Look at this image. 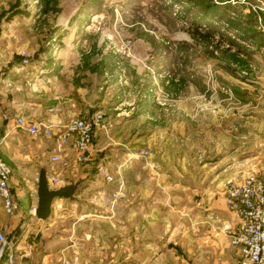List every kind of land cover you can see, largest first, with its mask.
Segmentation results:
<instances>
[{"label":"rangeland","instance_id":"obj_1","mask_svg":"<svg viewBox=\"0 0 264 264\" xmlns=\"http://www.w3.org/2000/svg\"><path fill=\"white\" fill-rule=\"evenodd\" d=\"M14 32L18 46L28 41L18 50L20 62L21 49L34 56L27 67L39 71L44 61L53 71L65 67L68 75L86 72L105 96L107 112L96 111L110 123L119 118L132 129L143 124L156 129L165 152L160 195L171 199L162 203L163 212H177L184 226L191 218L199 221L195 228L213 221L202 212L207 197L216 196L221 181L249 165L244 129L264 116V0H0V41L9 36L14 42ZM88 75L83 77L89 82ZM16 130L13 139L1 140V156L11 177L23 184L21 192L33 198L42 158L29 150L40 142ZM147 154L148 149H140L128 163H146ZM176 160L178 170H169ZM119 174L124 184L128 175ZM185 184L192 189H183ZM208 185L213 190L208 192ZM21 215L18 208L7 219ZM53 232L57 236L58 224ZM49 240L53 249L70 238ZM199 248L195 242V258H201ZM100 254L104 262L98 264L115 256L108 264H121L118 251ZM60 258L59 264L69 260Z\"/></svg>","mask_w":264,"mask_h":264},{"label":"crops","instance_id":"obj_2","mask_svg":"<svg viewBox=\"0 0 264 264\" xmlns=\"http://www.w3.org/2000/svg\"><path fill=\"white\" fill-rule=\"evenodd\" d=\"M14 34V42L9 36L7 40L0 41V69H4L13 84L0 86V139L14 138L17 133L15 116L19 114L27 121L44 120L55 126L97 109L107 112L105 96L92 85L91 75L86 72L80 71L85 75L78 79L79 71L73 75H68L65 67L53 71L44 61V68L38 65L39 71L27 67L19 72L17 53L20 48L28 46V41L18 46V33ZM86 75L89 82L84 78ZM111 123L107 130H97L86 162H75L70 148L67 165L63 168L49 160L53 153V139L34 138L40 143L29 150V154L36 152V156L42 158L38 170L44 168L47 173L59 170L63 178L59 187L75 184L76 188L72 198L54 201L49 217L42 220L34 215V211H29L30 207H36L37 191L33 198L26 196L20 190L23 184L10 177L11 189L18 199L22 215L9 221L0 203V230L13 231L14 263L59 264L60 257L66 256L77 259L79 264H98L104 262L100 253L118 251L121 264H238L239 254L230 246L225 231L226 226H234L237 222L224 197L227 179L217 185L216 196L208 195L207 207L202 211L210 213L213 221H208L205 227L195 228L194 224L199 221L191 218L184 226L177 212H163L162 203H171V199H163L160 195L161 156L165 152L156 129L149 130L144 124L132 129L128 121L119 118ZM245 131L250 140L251 161L229 177L240 178L250 170L264 173V116L251 120ZM140 149H148V154L143 157L147 162L135 164L132 160L128 163L133 155L140 156ZM179 165L176 160L169 170H178ZM98 166H105L115 180L106 182L98 173ZM189 166L187 162L185 168L188 170ZM119 173L121 177L128 175L126 182L123 177L125 194L122 196L116 195ZM181 187L192 189L188 184ZM207 190H213V186L208 185ZM191 198L194 200L192 195ZM203 199L195 201L201 204ZM173 201L177 203L178 199ZM197 216L203 222V217L196 213ZM54 224L59 225L57 236L55 232L51 233ZM55 237H68L70 241L51 249L52 241L49 239ZM195 242L201 246L198 249L201 258H195ZM52 245L55 246L53 242ZM114 259H106L105 264L115 263Z\"/></svg>","mask_w":264,"mask_h":264},{"label":"built area","instance_id":"obj_3","mask_svg":"<svg viewBox=\"0 0 264 264\" xmlns=\"http://www.w3.org/2000/svg\"><path fill=\"white\" fill-rule=\"evenodd\" d=\"M21 62L18 71L23 72L31 66L34 56L27 50L19 52ZM0 86H13L5 71L0 70ZM15 126L30 136H42L53 139L51 163L60 167L67 165V155L71 148L74 161L86 162L94 145L97 130H107L111 123L101 111L86 116L72 117L53 125L44 120L27 121L23 115L15 116ZM0 139V143H1ZM98 173L106 182L115 180V176L105 167L98 166ZM50 188L56 189L63 178L60 171L47 173ZM11 169L2 158L0 151V203L4 213L12 217L19 208V202L10 185ZM116 195H124L123 181L119 180ZM225 201L237 220L234 226H226L229 244L239 254L238 264H264V173L250 170L242 177L228 179L224 187ZM14 238L7 230H0V264H14ZM61 264H78L77 259L62 261Z\"/></svg>","mask_w":264,"mask_h":264},{"label":"water","instance_id":"obj_4","mask_svg":"<svg viewBox=\"0 0 264 264\" xmlns=\"http://www.w3.org/2000/svg\"><path fill=\"white\" fill-rule=\"evenodd\" d=\"M47 172L41 168L37 178V204L34 209V214L39 219H47L51 213V206L54 201L61 198H72L75 184L62 186L52 189L49 186Z\"/></svg>","mask_w":264,"mask_h":264},{"label":"trees","instance_id":"obj_5","mask_svg":"<svg viewBox=\"0 0 264 264\" xmlns=\"http://www.w3.org/2000/svg\"><path fill=\"white\" fill-rule=\"evenodd\" d=\"M16 237V236H15Z\"/></svg>","mask_w":264,"mask_h":264}]
</instances>
